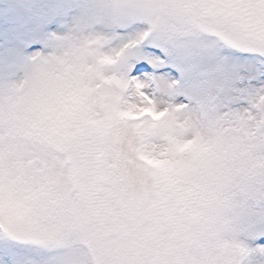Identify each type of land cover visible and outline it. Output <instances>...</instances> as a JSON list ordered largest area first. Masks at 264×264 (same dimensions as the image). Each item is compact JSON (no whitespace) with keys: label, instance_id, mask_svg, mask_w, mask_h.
Listing matches in <instances>:
<instances>
[{"label":"snow or ice","instance_id":"1","mask_svg":"<svg viewBox=\"0 0 264 264\" xmlns=\"http://www.w3.org/2000/svg\"><path fill=\"white\" fill-rule=\"evenodd\" d=\"M0 264H264V0H0Z\"/></svg>","mask_w":264,"mask_h":264}]
</instances>
